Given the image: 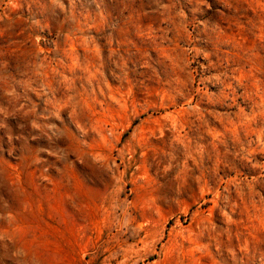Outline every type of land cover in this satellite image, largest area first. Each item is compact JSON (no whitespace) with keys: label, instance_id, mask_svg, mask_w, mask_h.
Masks as SVG:
<instances>
[{"label":"rangeland","instance_id":"obj_1","mask_svg":"<svg viewBox=\"0 0 264 264\" xmlns=\"http://www.w3.org/2000/svg\"><path fill=\"white\" fill-rule=\"evenodd\" d=\"M0 264H264V0H0Z\"/></svg>","mask_w":264,"mask_h":264}]
</instances>
